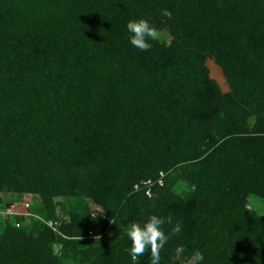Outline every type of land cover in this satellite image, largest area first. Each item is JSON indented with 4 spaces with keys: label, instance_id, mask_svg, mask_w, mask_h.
Listing matches in <instances>:
<instances>
[{
    "label": "trees",
    "instance_id": "1",
    "mask_svg": "<svg viewBox=\"0 0 264 264\" xmlns=\"http://www.w3.org/2000/svg\"><path fill=\"white\" fill-rule=\"evenodd\" d=\"M141 17L171 41L131 45L126 23ZM206 55L229 93L210 79ZM179 179L189 189L175 194ZM4 191L32 194L45 220L15 221L0 254L28 244L40 254L47 241L65 249L93 223L82 209L91 196L127 210L116 218L126 231L151 214L166 233L180 223L160 264L188 262L195 249L203 264H264V215L250 205L264 198V0H0V209ZM56 196L71 199L67 216L55 213ZM124 235L82 261L151 264L150 249L132 258Z\"/></svg>",
    "mask_w": 264,
    "mask_h": 264
},
{
    "label": "rangeland",
    "instance_id": "2",
    "mask_svg": "<svg viewBox=\"0 0 264 264\" xmlns=\"http://www.w3.org/2000/svg\"><path fill=\"white\" fill-rule=\"evenodd\" d=\"M31 17L32 15L30 14V18ZM31 21H36L35 17H32ZM158 39L163 42L169 43L172 39L169 28L164 27L160 29ZM204 65L208 70L210 79L215 82L221 92L229 93L231 90L230 85L227 81L223 69L219 66L216 60L213 57L206 55ZM255 122V117H251L249 119V123L251 126H253ZM188 189L189 184L184 179H179L173 187V191L175 192V194H180L181 192ZM3 195V197L5 198V203L3 204V208L0 209V238H2L7 232V228H10V226L14 225L15 221H20L22 223V221L24 220V222H27V220L31 217L38 218L39 220H45V215L43 216L36 213L37 208H39L41 204L32 194H24L21 199H16L17 201H15L13 198V196H15L14 193L4 191ZM147 195L150 196L151 192L148 191ZM11 197L13 199H11ZM52 200L55 208V213L60 217L67 216L70 210L71 199L66 196H56ZM84 200L85 201L82 208L83 213L87 218L90 217V219L93 220V223L88 224L86 228V230L88 231L87 233H84L85 231L80 232L78 229H75L72 233V235L74 236L69 237L70 239L68 240L70 242L65 249L61 243H58L56 241H47L48 243L44 242L42 249H40V254L38 249V252L34 251V244H28L29 246H26L25 249H21L20 247L17 251H10V253L14 255H17V253L20 254L21 252L24 254L26 252L27 255L25 257H17L15 262H13L12 259H9V257L12 256L11 254L8 253L9 255H6L2 253L0 254V263H4V261L8 260V264H23V262L24 264H39L40 259V262L45 260L42 264H85L82 261L83 259L89 263L90 260H94L97 258L96 252V254L93 255V259L88 258V252H90V250L97 251L103 244L108 243L110 240L116 238V236L120 237L119 234L123 235L125 233L124 236L126 237L127 231L125 230L126 226L124 225V220H116L117 217H120L119 213L122 217H125V214H128V211L126 209H124L126 211H123L124 215H122L121 212H109L107 208L103 207L98 200L91 196H85ZM250 205L259 214L264 215V198L258 196H250ZM68 222L69 217L67 219V223ZM117 222L120 223L121 227L123 226L122 228L124 232L121 233L118 231L117 225L119 224H117ZM48 224L52 225V223ZM93 224L98 226L107 224L104 235H93ZM58 226H61L60 222ZM24 230L26 234L25 236H27V238L32 237L33 240L40 239V229H36L32 226H24ZM56 232L58 236L61 235V237L63 238H66V235H68V233L62 234V231L60 232L58 227L56 229ZM0 244V249L2 248L3 250H5L4 242H1ZM5 263L7 264V262ZM183 264H188V262H184Z\"/></svg>",
    "mask_w": 264,
    "mask_h": 264
},
{
    "label": "clouds",
    "instance_id": "3",
    "mask_svg": "<svg viewBox=\"0 0 264 264\" xmlns=\"http://www.w3.org/2000/svg\"><path fill=\"white\" fill-rule=\"evenodd\" d=\"M164 16H171L167 9L162 10ZM126 28L130 33L129 43L140 50H147L152 47V41L158 39L159 30L147 18L129 19ZM165 219L156 214H151L148 218L140 222H131L127 228V236L130 240L131 247L129 254L135 260L143 255L146 250L150 249L151 264H160V250L168 242L170 236L181 232V224L176 223L171 231L166 233L162 225ZM175 253L181 258H185V247L178 244ZM188 264H203L205 259L201 250L195 249L186 257Z\"/></svg>",
    "mask_w": 264,
    "mask_h": 264
}]
</instances>
